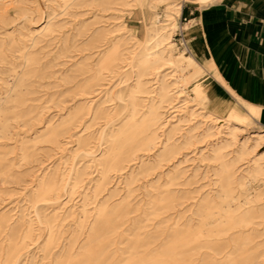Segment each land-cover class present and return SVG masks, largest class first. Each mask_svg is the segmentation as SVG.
<instances>
[{
  "label": "bare ground",
  "instance_id": "obj_1",
  "mask_svg": "<svg viewBox=\"0 0 264 264\" xmlns=\"http://www.w3.org/2000/svg\"><path fill=\"white\" fill-rule=\"evenodd\" d=\"M196 1L0 0V264H264V109L200 54ZM222 133L199 185L175 163Z\"/></svg>",
  "mask_w": 264,
  "mask_h": 264
},
{
  "label": "crops",
  "instance_id": "obj_2",
  "mask_svg": "<svg viewBox=\"0 0 264 264\" xmlns=\"http://www.w3.org/2000/svg\"><path fill=\"white\" fill-rule=\"evenodd\" d=\"M200 3L192 4L200 54L239 98L264 109V0Z\"/></svg>",
  "mask_w": 264,
  "mask_h": 264
},
{
  "label": "rangeland",
  "instance_id": "obj_3",
  "mask_svg": "<svg viewBox=\"0 0 264 264\" xmlns=\"http://www.w3.org/2000/svg\"><path fill=\"white\" fill-rule=\"evenodd\" d=\"M192 4L187 3L184 5V12H185V17L186 19H191L194 18V14L192 12ZM127 26L130 30L133 31V33L140 39H143L144 37V19L143 17L138 14L135 13L130 17H126L125 18ZM181 33L178 32L177 35L174 37V40L177 44H179V46H181ZM182 47V46H181ZM224 92L226 93V96L228 98H231V95L228 93L227 88L224 86L222 87ZM56 114L51 113L45 116L46 119H52L55 117ZM56 118V117H55ZM20 132H25L29 130V127H21L19 128ZM255 132H257V128L251 129V128H247L244 133L241 135L240 137V141L237 144L238 147L241 145V143L243 141H245V139L251 137ZM225 137L224 133H222L221 135H218L216 137H206V138H200L198 139V141H196L194 148H192L188 153H187V158L184 157H180L179 161L177 163H175V165H180L182 163V167L192 171V170H196V169H200V175H199V185H207L210 180L213 179V167L207 166L209 163L207 161L204 162H200V156H201V152H207L208 149L211 147V144L214 145L215 143L218 142V138H222ZM220 141V140H219ZM196 148V149H195ZM195 149V150H194ZM186 151H184L185 154ZM100 154V153H98ZM258 156L264 155V145L261 146V148L257 151ZM65 156L62 155V152H54L51 154V156L49 158H46V165L50 164L51 162H55V164L59 163V159L60 157ZM190 160L188 162H185L186 160ZM48 160V161H47ZM193 160V161H191ZM172 166V165H171ZM172 168V167H169ZM168 168H166L167 170ZM35 171L37 170V168L34 169ZM123 182L121 179H113L112 180V184L110 185L111 188H115L118 186V184ZM124 186V184L121 185V188ZM196 186V185H194ZM144 192L143 190H141V193ZM107 195V194H106ZM105 195V196H106ZM107 197V196H106ZM79 200V199H77ZM76 200V201H77ZM15 203L9 205L7 208H11ZM43 240L40 241V244L42 243ZM37 247L34 246L32 248V252L30 255H32L34 252H36ZM27 255V252L25 251L22 255L21 259H24L25 256Z\"/></svg>",
  "mask_w": 264,
  "mask_h": 264
}]
</instances>
